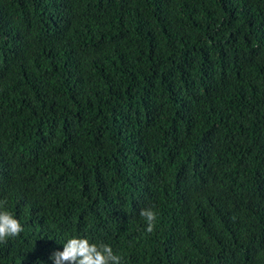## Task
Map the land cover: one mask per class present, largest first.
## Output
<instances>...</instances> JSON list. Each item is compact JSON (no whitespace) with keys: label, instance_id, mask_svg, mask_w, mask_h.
<instances>
[{"label":"trees","instance_id":"16d2710c","mask_svg":"<svg viewBox=\"0 0 264 264\" xmlns=\"http://www.w3.org/2000/svg\"><path fill=\"white\" fill-rule=\"evenodd\" d=\"M0 202V264H264V0H0Z\"/></svg>","mask_w":264,"mask_h":264},{"label":"clouds","instance_id":"9594fccd","mask_svg":"<svg viewBox=\"0 0 264 264\" xmlns=\"http://www.w3.org/2000/svg\"><path fill=\"white\" fill-rule=\"evenodd\" d=\"M2 203V202H0ZM147 225L146 231L154 230L156 214L148 208L140 211ZM23 231L22 225L8 211H0V243L14 238ZM54 264H121V256L114 254L111 246L89 243L86 238H70L63 244L62 251H55L49 257Z\"/></svg>","mask_w":264,"mask_h":264}]
</instances>
